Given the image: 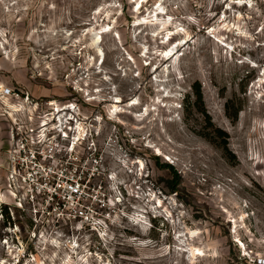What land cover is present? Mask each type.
I'll list each match as a JSON object with an SVG mask.
<instances>
[{
  "label": "rangeland",
  "instance_id": "rangeland-1",
  "mask_svg": "<svg viewBox=\"0 0 264 264\" xmlns=\"http://www.w3.org/2000/svg\"><path fill=\"white\" fill-rule=\"evenodd\" d=\"M1 87L77 104L99 200L40 230L5 209L0 264L264 259V0H0Z\"/></svg>",
  "mask_w": 264,
  "mask_h": 264
},
{
  "label": "built area",
  "instance_id": "built-area-1",
  "mask_svg": "<svg viewBox=\"0 0 264 264\" xmlns=\"http://www.w3.org/2000/svg\"><path fill=\"white\" fill-rule=\"evenodd\" d=\"M0 93L6 120L0 126V220L5 209L16 208L28 216L33 230L72 218L91 223L95 210L90 201L99 196L92 198L81 170L77 149L86 140L88 127L74 110L77 104L42 101L9 87H1ZM63 107L70 109L57 113ZM64 172L71 178L62 177ZM256 264H264V259L258 258Z\"/></svg>",
  "mask_w": 264,
  "mask_h": 264
},
{
  "label": "trees",
  "instance_id": "trees-1",
  "mask_svg": "<svg viewBox=\"0 0 264 264\" xmlns=\"http://www.w3.org/2000/svg\"><path fill=\"white\" fill-rule=\"evenodd\" d=\"M193 93L196 96V105L199 106V104L202 103V93H201L199 84L196 83L195 85H193ZM198 108H199V110L203 111V109H201L200 107H198ZM215 131H216L217 135L225 136V133L220 131L219 129H215ZM225 144H226V142H225V140H223V147L225 148V150H227ZM162 166H164L167 169L171 170L172 178L170 179V181H168L167 187L170 190V192H176L177 191L178 180H179L178 174L174 171L173 167L170 164L165 163ZM6 215H7V213H6Z\"/></svg>",
  "mask_w": 264,
  "mask_h": 264
},
{
  "label": "bare ground",
  "instance_id": "bare-ground-1",
  "mask_svg": "<svg viewBox=\"0 0 264 264\" xmlns=\"http://www.w3.org/2000/svg\"><path fill=\"white\" fill-rule=\"evenodd\" d=\"M156 24V23H155ZM177 47V46H176ZM176 47H174V48H176ZM170 54L171 53H173V50H171V52H169ZM169 54V55H170ZM163 60H166V59H164L163 58ZM166 61H168V59L166 60ZM120 101H119V98L118 99H115L114 100V102L113 103H115V104H117V103H119ZM133 105H135V103L134 102H132V103H130L129 104V106H133ZM114 110H115V112H117V109H118V106L116 105V106H114ZM70 108H63V109H57V110H59V112H57V113H60L61 111L60 110H62V111H64V110H69ZM64 114V113H63ZM60 122H62L63 123V120L61 119V121ZM62 125V124H61ZM194 236V233H191V237H193ZM190 259H196L197 257H200V256H203V254H202V251H200L199 249H191L190 250Z\"/></svg>",
  "mask_w": 264,
  "mask_h": 264
}]
</instances>
